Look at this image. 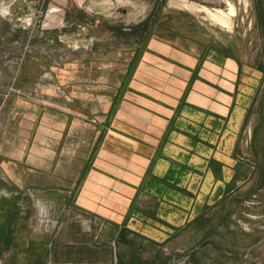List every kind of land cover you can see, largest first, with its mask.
<instances>
[{
	"label": "crops",
	"instance_id": "crops-1",
	"mask_svg": "<svg viewBox=\"0 0 264 264\" xmlns=\"http://www.w3.org/2000/svg\"><path fill=\"white\" fill-rule=\"evenodd\" d=\"M169 34L126 64L112 50L58 72L74 104L18 103L0 143L2 264H154L248 186L238 149L262 70Z\"/></svg>",
	"mask_w": 264,
	"mask_h": 264
},
{
	"label": "rangeland",
	"instance_id": "rangeland-1",
	"mask_svg": "<svg viewBox=\"0 0 264 264\" xmlns=\"http://www.w3.org/2000/svg\"><path fill=\"white\" fill-rule=\"evenodd\" d=\"M4 7L9 14H0V143L18 122V103L49 102L46 90L76 102L74 85L60 81L58 72L112 50L124 53L126 64L135 49L141 56L152 36L174 32L207 47L229 48L262 70L238 149L248 166V186L181 234L178 255L170 248L154 264H264V0H0ZM8 188L0 178V219L3 202L12 196Z\"/></svg>",
	"mask_w": 264,
	"mask_h": 264
},
{
	"label": "bare ground",
	"instance_id": "bare-ground-1",
	"mask_svg": "<svg viewBox=\"0 0 264 264\" xmlns=\"http://www.w3.org/2000/svg\"><path fill=\"white\" fill-rule=\"evenodd\" d=\"M183 6L184 7H186V8H188V9H190L191 11H193V12H200V11H202L203 10V8H200V7H196V6H194V5H189V4H183ZM205 10H207L206 8H205ZM204 11V10H203ZM209 11H207V13H208ZM232 13V12H231ZM208 14H210V12L208 13ZM211 15V14H210ZM214 15V14H213ZM234 15V14H233ZM210 17V16H209ZM223 22V21H222ZM224 23H227V22H224Z\"/></svg>",
	"mask_w": 264,
	"mask_h": 264
},
{
	"label": "clouds",
	"instance_id": "clouds-1",
	"mask_svg": "<svg viewBox=\"0 0 264 264\" xmlns=\"http://www.w3.org/2000/svg\"><path fill=\"white\" fill-rule=\"evenodd\" d=\"M33 11H34V9H33ZM0 14L8 15L9 14V8L8 7H4L2 10H0Z\"/></svg>",
	"mask_w": 264,
	"mask_h": 264
},
{
	"label": "trees",
	"instance_id": "trees-1",
	"mask_svg": "<svg viewBox=\"0 0 264 264\" xmlns=\"http://www.w3.org/2000/svg\"><path fill=\"white\" fill-rule=\"evenodd\" d=\"M261 10H263V9H261Z\"/></svg>",
	"mask_w": 264,
	"mask_h": 264
}]
</instances>
